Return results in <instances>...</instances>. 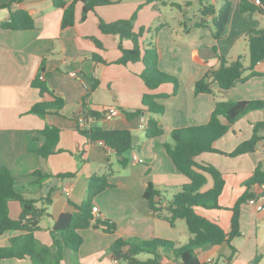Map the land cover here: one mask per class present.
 I'll return each mask as SVG.
<instances>
[{
	"label": "crops",
	"instance_id": "crops-1",
	"mask_svg": "<svg viewBox=\"0 0 264 264\" xmlns=\"http://www.w3.org/2000/svg\"><path fill=\"white\" fill-rule=\"evenodd\" d=\"M112 1L96 6L84 19H81L82 4L76 3L74 22L66 28L60 26L63 9L54 6L53 0L10 2L11 9L23 8L29 12L34 28H0V167H6L19 177L20 186L27 185V179L22 176L37 169L50 174L41 186L22 191L25 198H38L50 191L52 203L35 232L40 243L50 245L54 221L62 212L73 210L71 203L79 204L83 200L89 176L102 173L108 157L113 172L108 178L111 185L93 199V214L115 222L116 230L108 233L92 227L81 229L83 242L77 254L67 255L61 264H115L109 246L118 237H159L172 241L174 248L161 250L158 258L161 264H172L174 249L184 245L190 234L181 219L171 226L156 217L142 197L143 190L151 181L166 202L169 200L167 195L172 197L181 185L188 182L187 177L175 169L162 146L164 142H171L172 129L206 122L219 99H264V59L254 67L261 75L236 82L223 93L217 92L214 96L194 94L192 89L193 82L206 69L218 66L213 46L228 61L242 56L244 65L248 64L246 33L250 29L264 28V13L256 11L245 16L239 10V0H229L228 22L220 38L215 39L211 15L204 17V24L199 25L202 19L199 0ZM209 2L216 9L221 5V0ZM133 13H136L134 31L140 27H158L153 38L144 33L140 42L156 43L160 53L159 69L179 81L176 94L159 100L164 106L162 115L149 113L142 104V96L149 92L170 93L172 85L165 83L150 91L139 76L143 70L142 62L115 63L121 56L119 38L101 32L98 27L99 19L112 22L128 18ZM8 14V8H0V21ZM120 43L125 49L132 47L130 39H122ZM93 53L101 56L105 63L93 60ZM70 71H75L76 76L70 75ZM40 74L48 87L64 100L59 114L40 117L29 112L31 105L39 99L38 90L31 81ZM244 74L247 75L248 71ZM84 106L99 111L117 107L118 113L110 119L102 115L85 121L89 126L130 130L132 148L124 154L128 159L125 166L118 163L121 157L113 150L99 142L89 143L77 129L84 119ZM136 109L147 117L154 116L162 126L163 134L147 138L145 129L139 126L140 116H127V112ZM257 121H264V108L248 112L229 127L214 144L221 152H205L196 158L199 163H210L223 173L225 184L219 196L221 207H196V211L218 223L225 232L230 229L231 207L245 190L244 181L259 163L264 162V128L258 132L262 138L254 151L234 157L225 153L248 139ZM47 124L60 129L57 151L40 158L34 149L43 143L39 131ZM67 172L73 175L55 176ZM210 186L208 177L205 188ZM63 187L69 189V195L63 193ZM21 209L19 201L8 202L11 219H17ZM239 228L240 234L230 244L222 242L199 248V261L212 258L213 264H264V196L257 198L254 204L246 202L241 206ZM20 233L16 230L0 235V246L7 245L9 237ZM148 257L140 258L145 260ZM0 264L33 263L25 257L4 258Z\"/></svg>",
	"mask_w": 264,
	"mask_h": 264
},
{
	"label": "trees",
	"instance_id": "trees-1",
	"mask_svg": "<svg viewBox=\"0 0 264 264\" xmlns=\"http://www.w3.org/2000/svg\"><path fill=\"white\" fill-rule=\"evenodd\" d=\"M20 0H10L17 2ZM159 1V0H147ZM200 1V14L202 16L200 26L204 24V17L212 16L211 24L214 26L212 36L220 38L225 25L228 22L231 4L229 0H221V5L216 9L209 0ZM264 2V0H261ZM10 2L0 0V8H8L9 14L6 19L0 21V28L23 30L33 29V18L23 8H10ZM112 0H53L56 7L63 9L60 26L69 27L74 22V7L76 3L82 4L81 19H84L89 11L96 6L112 3ZM174 5V4H173ZM239 10L245 16H251L258 11L264 13L254 0H239ZM136 13L125 19L105 22L99 19L98 27L103 33L113 34L119 38L118 47L121 56L115 63L126 64L128 62L141 61L143 70L139 76L145 86L150 90H156L162 84L172 85L170 93H145L142 96V104L146 110L155 115H162V98L176 94L179 88L178 78L159 69V48L154 42H140L144 33L152 38L156 35L158 27H140L138 31L133 30ZM248 64L244 65L242 56L228 61L223 54L212 47L218 58V66L210 67L196 79L192 84L194 94H208L214 96L217 92L223 93L233 87L236 82L244 81L245 78L261 75L255 71L257 63L264 59V28L250 29L247 33ZM130 39L132 47L125 49L120 41ZM97 46L100 43L94 39ZM92 59L105 63V60L96 53L91 55ZM248 71V74L244 73ZM31 85L38 90L39 99L33 103L29 112L40 117L48 114H59L64 100L55 94L45 81L38 75L31 81ZM264 108V99L257 100H233L219 99L215 101L208 120L201 124L188 125L174 128L170 131L171 142L162 143L167 155L171 159L175 169L185 175L188 182L181 185L180 189L173 194L171 199L164 201V196L156 186L149 181L143 190L142 197L146 199L148 206L156 217L166 220L171 226L177 219L184 221L190 234L189 240L182 246L174 249V260L172 264H204L197 257V250L206 246L231 243V240L240 234L239 215L241 206L249 199H257L264 196V162L259 163L251 175L244 181V192L236 199L231 207L230 229L225 232L223 228L197 213L196 207L205 209L220 208L219 196L224 187L223 173L210 163H199L196 158L205 152H221L215 146V142L221 138L229 127L248 112ZM104 110H91L84 106V120L100 118ZM142 111L136 109L127 112L128 117L140 115ZM224 120H222V119ZM264 128V121H257L252 128L251 136L240 142L232 151L225 153L230 157L252 152L262 136L259 130ZM89 143L101 142L105 147L114 150L121 159L118 163L125 166L128 159L125 152L132 148V135L128 129L103 128L97 125L77 128ZM60 129L55 125H45L39 133L44 140L40 147L34 149L36 154L42 158L57 151L56 145L59 140ZM163 134V128L159 121L150 116L145 128L147 138H156ZM109 158H106V168L102 173H93L89 176L85 190V196L79 204H72L73 210L62 212L54 221L52 226V242L50 245L40 243L35 232L39 229L40 220L48 212L52 203L50 191L38 198H25L22 191L28 187L41 186L50 174L37 169L22 177L27 179V185L20 186L19 177L13 175L6 167H0V235L9 231H21L20 234L9 237L8 244L0 246V261L4 258H29L33 264H61L67 255L75 256L83 237L81 229L97 228L104 232L112 233L116 230L115 222L102 219L93 214V199L97 194L109 187L108 180L113 173ZM73 173H58L55 176L62 178L72 176ZM208 177L211 186L205 188ZM19 201L21 212L17 219H11L8 215V202ZM172 241L154 237L151 239L116 238L109 246L112 258L127 264H161L158 261L160 251L174 248ZM142 253L148 254L147 259H141ZM76 263V262H75Z\"/></svg>",
	"mask_w": 264,
	"mask_h": 264
},
{
	"label": "built area",
	"instance_id": "built-area-1",
	"mask_svg": "<svg viewBox=\"0 0 264 264\" xmlns=\"http://www.w3.org/2000/svg\"><path fill=\"white\" fill-rule=\"evenodd\" d=\"M254 2L260 6L261 10L264 11V2H262L261 0H254ZM70 75L72 76H76V72L75 71H70ZM39 79H43V75L40 74L38 76ZM118 113V109L117 107L115 106H110L108 107L105 112H104V117L105 119H110L112 118L113 116H115L116 114ZM140 123H139V126L142 128V129H145L146 126H147V120H148V117L144 114V113H141L140 115ZM80 127H86V126H89V124L84 120L82 119L80 125ZM101 143V142H99ZM102 144V143H101ZM63 193L65 195H69V189L66 188V187H63L62 189ZM260 198V197H259ZM248 203L250 204H254L256 202V199H249L247 201ZM94 212V211H93ZM113 262L116 264V263H119L120 261L116 258H113ZM123 264H127L126 262H121ZM204 264H213V260L212 258H207L204 262Z\"/></svg>",
	"mask_w": 264,
	"mask_h": 264
},
{
	"label": "rangeland",
	"instance_id": "rangeland-1",
	"mask_svg": "<svg viewBox=\"0 0 264 264\" xmlns=\"http://www.w3.org/2000/svg\"><path fill=\"white\" fill-rule=\"evenodd\" d=\"M217 2H218V1H217ZM217 2H216V3H217ZM167 197H168L169 199H171V197H170L169 195H167ZM180 222H181V223H184L182 220H180ZM148 256H149V255H148V254H145V253H142V254L140 255V257H142V258H143V257H148Z\"/></svg>",
	"mask_w": 264,
	"mask_h": 264
},
{
	"label": "water",
	"instance_id": "water-1",
	"mask_svg": "<svg viewBox=\"0 0 264 264\" xmlns=\"http://www.w3.org/2000/svg\"><path fill=\"white\" fill-rule=\"evenodd\" d=\"M114 151V150H113ZM115 152V151H114Z\"/></svg>",
	"mask_w": 264,
	"mask_h": 264
}]
</instances>
